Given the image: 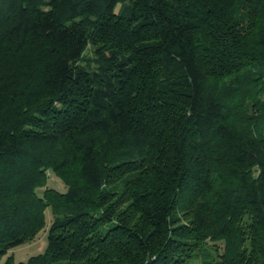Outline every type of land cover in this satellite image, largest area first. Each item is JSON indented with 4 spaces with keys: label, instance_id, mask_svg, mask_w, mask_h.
<instances>
[{
    "label": "trees",
    "instance_id": "trees-1",
    "mask_svg": "<svg viewBox=\"0 0 264 264\" xmlns=\"http://www.w3.org/2000/svg\"><path fill=\"white\" fill-rule=\"evenodd\" d=\"M46 226L0 264H264V0H0V260Z\"/></svg>",
    "mask_w": 264,
    "mask_h": 264
},
{
    "label": "rangeland",
    "instance_id": "rangeland-1",
    "mask_svg": "<svg viewBox=\"0 0 264 264\" xmlns=\"http://www.w3.org/2000/svg\"><path fill=\"white\" fill-rule=\"evenodd\" d=\"M53 180L54 179L51 178L48 179V183H47L48 186H51L52 188H55L60 191L64 189V185L61 183L60 180H58L57 178H55L57 182H54ZM45 217H46V224L48 226L51 217L49 209H46ZM47 226L37 235L34 241L10 250L4 257L1 258L0 262L1 263L5 262L7 258H11L14 263L25 262L30 257L42 253L46 247V242H47L46 241ZM212 256L214 258L213 262L218 260V258L215 257L214 253H212ZM202 261L204 260H202L201 257H194L191 259L189 264H202ZM213 262L211 263L213 264Z\"/></svg>",
    "mask_w": 264,
    "mask_h": 264
}]
</instances>
